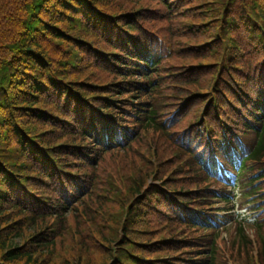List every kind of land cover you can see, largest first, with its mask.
Returning a JSON list of instances; mask_svg holds the SVG:
<instances>
[{
	"label": "trees",
	"instance_id": "16d2710c",
	"mask_svg": "<svg viewBox=\"0 0 264 264\" xmlns=\"http://www.w3.org/2000/svg\"><path fill=\"white\" fill-rule=\"evenodd\" d=\"M242 10L247 30L264 44L258 0H0V264H69L62 239L69 233L78 256L101 250L103 264H217L220 233L205 246L168 233L171 225L209 232L192 208L203 215L263 192L253 185L264 178L254 173L264 168V54L253 57L259 42L234 29L232 16ZM178 28L194 42L185 47L203 51L194 66L209 68L207 91L191 70L175 75L176 93L161 92L167 75L158 71ZM142 129L167 141L179 165L171 175L162 172L164 161L142 171L113 200L115 180H100L94 169L128 150ZM238 136L246 153L236 196L222 197L211 191L222 185L204 165L226 145L237 147ZM149 178L168 191L147 189ZM244 185L250 191L239 193ZM239 217L236 243L248 251L244 227H264ZM254 241L264 246V237Z\"/></svg>",
	"mask_w": 264,
	"mask_h": 264
},
{
	"label": "rangeland",
	"instance_id": "374dc122",
	"mask_svg": "<svg viewBox=\"0 0 264 264\" xmlns=\"http://www.w3.org/2000/svg\"><path fill=\"white\" fill-rule=\"evenodd\" d=\"M258 2L262 5L264 8V0H258ZM142 4L144 7H148L149 5L153 6L152 3L149 1H142ZM137 5L136 7H138ZM235 12V11H231ZM233 20H234V29L236 30L237 34L241 36V38L246 39L249 38L251 43H258L259 44L254 48V54L253 57H256L259 54H264V44H262L259 40L252 36H257L256 34L253 35V33H250L246 26V12L244 10L238 11L234 14ZM148 23V20L145 19ZM212 23V22H211ZM263 21L258 24V28L261 29L264 32V24ZM157 26L165 25L164 21H162L159 24H156ZM178 32L176 33L175 39L168 41L167 43L169 45V53L166 58H164V64H162L160 70L158 71V74L161 75H167L164 77L161 81V92L164 95H170L171 93H176L173 87L171 86L174 77L176 74H182V76L187 73L191 72V70L196 73L197 75H200V82L202 89L200 91H207V88L205 87L209 83L210 76H207L206 72L209 70L208 67H205L204 65L201 67L194 66L196 63H199L198 59H194V56L203 55V51L199 52L193 45H190L188 47H185L186 43H194L192 40H188L187 33L182 32L185 29L184 28H178L175 29ZM231 34H233V31H230ZM184 46V47H183ZM249 53V51H247ZM213 53V50L209 52V54ZM252 67L249 66L250 70ZM246 70V71H247ZM245 78L248 76L247 72H245ZM189 77V75L187 76ZM215 77V76H214ZM214 80L212 79L210 82V86L208 88L209 93L213 92V88L210 89L212 86ZM179 87H181V84L178 83ZM210 89V90H209ZM196 88L193 87L192 91H195ZM205 93V92H204ZM200 94V93H199ZM203 94V93H202ZM207 95H201L200 99H196L195 103H198L200 101L207 102L209 100V97ZM204 107V106H203ZM202 107V108H203ZM200 110V114H203V110ZM194 112V107H192ZM190 109V110H191ZM219 115V114H218ZM162 116V115H161ZM204 118L202 115L201 119ZM135 140V139H134ZM133 140L132 144L126 146L128 150H118L115 151L113 154H109L105 157L104 160L100 164L97 165V167L94 169L97 170L100 174V180L106 181L107 179H110L111 182L114 181L115 187H117V192H114L111 194L112 199H117V196H122L123 194H128V189L132 182L139 178L138 175L142 176V171H150L151 168L153 170L156 169L157 165L161 162H165V166L162 169V172H165L167 170L170 171L176 167H178L180 162V157L177 154V152H173V150L169 147L167 141L163 140L161 137H158L156 133H153L151 131H142L138 135V139L135 141ZM159 155V156H158ZM257 167L260 168L258 164H256ZM264 166V165H262ZM175 174V173H174ZM171 175V174H170ZM175 177V176H172ZM138 180V179H137ZM148 185H151V187L157 189L158 186H160V183L157 180H154L153 178H149L147 181V189ZM259 186L264 187V183H260ZM160 188L164 191H168L167 188ZM173 200H176L173 195H169ZM90 200V196H88ZM138 197H136L137 199ZM88 200V201H89ZM131 205L133 206L135 203V200L132 201L130 199ZM151 203V202H150ZM69 219L72 221V218L68 216ZM137 219L141 217H136ZM119 218L117 217L116 220ZM159 220V219H158ZM167 220V219H166ZM160 224V221H158ZM129 224H126V227H128ZM166 224H162L163 227ZM138 229H144L146 231L152 230L153 228L148 225H139L137 224ZM236 225L228 227L226 230L221 232L217 238L216 241V247H217V264H264V246H260L257 243L255 245L252 244L251 248L246 251L241 249V246H238L236 243V237H235V229ZM244 234L253 238V240L256 239V234L259 235V237H264V229L262 233H258L254 228L247 227L245 230L243 229ZM104 234L108 235V232H104ZM172 236H177L181 238H187L189 240L195 239L197 245L205 246L206 242H210L211 237L213 236L210 232L202 233L200 231H189V229H185L181 226H169V233ZM154 235V234H153ZM76 236L72 233H69L66 237L63 239V246L67 248L69 251L68 258L69 261L67 263L69 264H86L87 259L88 260H95V264H103L104 262V255H102L101 250H96L95 252L87 251L83 254V257L81 258L78 256L79 247L77 243L75 242ZM17 240V239H16ZM19 242V239L17 240ZM100 246H103L102 243H100ZM187 248H182L185 252L183 253L184 257L190 256L191 252L189 250H186ZM195 254V253H194ZM64 256V254H63ZM87 256H90L88 258ZM262 257V261L260 260ZM57 261V260H56Z\"/></svg>",
	"mask_w": 264,
	"mask_h": 264
}]
</instances>
